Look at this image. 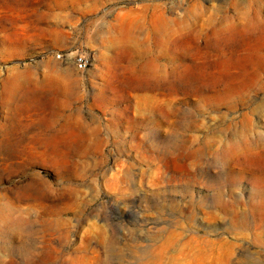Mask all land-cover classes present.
I'll use <instances>...</instances> for the list:
<instances>
[{"label": "rangeland", "instance_id": "1", "mask_svg": "<svg viewBox=\"0 0 264 264\" xmlns=\"http://www.w3.org/2000/svg\"><path fill=\"white\" fill-rule=\"evenodd\" d=\"M243 12L264 30V0H0V264H264Z\"/></svg>", "mask_w": 264, "mask_h": 264}, {"label": "bare ground", "instance_id": "2", "mask_svg": "<svg viewBox=\"0 0 264 264\" xmlns=\"http://www.w3.org/2000/svg\"><path fill=\"white\" fill-rule=\"evenodd\" d=\"M248 8V7H247ZM246 9V8H245ZM242 10V9H241ZM240 15V14H239ZM238 16V15H237ZM259 18L252 17L248 13H241V15L238 18V24H235L233 29H235L239 34L244 33L247 34V38L255 37L257 39L264 40V30L262 32H259L255 36H253L250 31L254 30L259 25ZM238 26V27H237ZM231 28V27H230ZM158 31V30H157ZM264 59V58H263Z\"/></svg>", "mask_w": 264, "mask_h": 264}, {"label": "built area", "instance_id": "3", "mask_svg": "<svg viewBox=\"0 0 264 264\" xmlns=\"http://www.w3.org/2000/svg\"><path fill=\"white\" fill-rule=\"evenodd\" d=\"M75 62L78 68L83 69L88 64V59L85 55L78 54L75 58Z\"/></svg>", "mask_w": 264, "mask_h": 264}]
</instances>
